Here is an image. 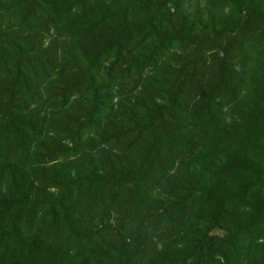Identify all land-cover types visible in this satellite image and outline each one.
<instances>
[{
    "label": "trees",
    "instance_id": "1",
    "mask_svg": "<svg viewBox=\"0 0 264 264\" xmlns=\"http://www.w3.org/2000/svg\"><path fill=\"white\" fill-rule=\"evenodd\" d=\"M183 4L0 0V264H264V0Z\"/></svg>",
    "mask_w": 264,
    "mask_h": 264
},
{
    "label": "rangeland",
    "instance_id": "2",
    "mask_svg": "<svg viewBox=\"0 0 264 264\" xmlns=\"http://www.w3.org/2000/svg\"><path fill=\"white\" fill-rule=\"evenodd\" d=\"M213 0H184V4H183V10L186 11H230V9L228 7L224 8V9H216L214 8V6H211L210 3ZM230 120V117L227 116L226 117V121L228 122ZM203 165V163L201 164ZM120 168V167H119ZM126 168V167H125ZM200 168V167H199ZM209 169L211 167H208ZM193 167H186L185 168V173H188V177L185 178V174L182 175L181 179L178 180V183L176 186L179 188H187L189 189V191H197L195 182L191 176V172H192ZM205 174V173H203ZM174 175V174H171ZM180 175V174H179ZM180 182V183H179ZM213 182V181H212ZM160 199H162V201H164V199H168L169 201L172 200V195H173V190L171 189V187H167L164 186V189L162 191H160ZM199 198H200V193H197L196 195V205H198L199 203ZM167 208V202L166 204H162V205H157L156 210H157V214H161L163 213Z\"/></svg>",
    "mask_w": 264,
    "mask_h": 264
}]
</instances>
